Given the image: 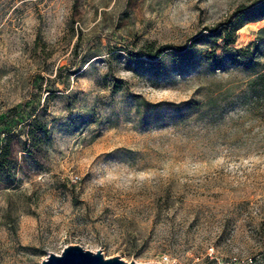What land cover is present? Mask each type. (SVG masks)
<instances>
[{"label": "rangeland", "instance_id": "obj_1", "mask_svg": "<svg viewBox=\"0 0 264 264\" xmlns=\"http://www.w3.org/2000/svg\"><path fill=\"white\" fill-rule=\"evenodd\" d=\"M253 1L0 0V136L20 129L0 166V264L67 243L264 264V16L232 43L258 38L253 70L213 64L206 40L177 49ZM33 116L48 138L24 143Z\"/></svg>", "mask_w": 264, "mask_h": 264}, {"label": "trees", "instance_id": "obj_2", "mask_svg": "<svg viewBox=\"0 0 264 264\" xmlns=\"http://www.w3.org/2000/svg\"><path fill=\"white\" fill-rule=\"evenodd\" d=\"M237 14L229 20L219 22L214 27L206 28L204 32L192 36L188 44L177 48L178 50H186L188 47L195 45L198 40H206L209 42L208 49L202 53L215 65H220L222 62L230 66L240 67L247 70H253L259 62L258 55L260 50L258 38H253L242 46H233L235 38V30L245 21L257 20L264 16V0H254L250 4H240L236 9ZM264 30V26L258 28V31ZM141 55L158 60L163 53L161 47L153 46L152 42H144ZM218 48L219 52L215 53ZM257 75H260L258 73ZM30 124V125H29ZM20 129L14 130L8 128L2 136H0V166L5 167L6 161L11 159V137L18 133ZM36 130L41 131V135L35 133ZM2 133V131H0ZM25 137L23 142L32 143L34 139L40 137L48 138V129L44 123L39 122L35 116L28 122V128L24 132ZM24 147V146H23ZM24 150L31 154V150L25 147Z\"/></svg>", "mask_w": 264, "mask_h": 264}, {"label": "water", "instance_id": "obj_3", "mask_svg": "<svg viewBox=\"0 0 264 264\" xmlns=\"http://www.w3.org/2000/svg\"><path fill=\"white\" fill-rule=\"evenodd\" d=\"M169 263V264H173ZM39 264H161L159 262L124 261L118 255L103 256L100 249L90 250L77 243L64 244L59 252L48 251Z\"/></svg>", "mask_w": 264, "mask_h": 264}, {"label": "built area", "instance_id": "obj_4", "mask_svg": "<svg viewBox=\"0 0 264 264\" xmlns=\"http://www.w3.org/2000/svg\"><path fill=\"white\" fill-rule=\"evenodd\" d=\"M163 258H165V256H163Z\"/></svg>", "mask_w": 264, "mask_h": 264}]
</instances>
